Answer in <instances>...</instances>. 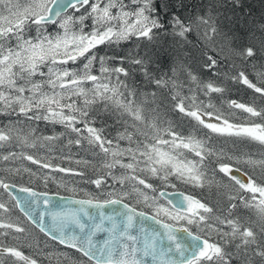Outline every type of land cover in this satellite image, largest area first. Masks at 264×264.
Wrapping results in <instances>:
<instances>
[{"label": "snow or ice", "instance_id": "snow-or-ice-1", "mask_svg": "<svg viewBox=\"0 0 264 264\" xmlns=\"http://www.w3.org/2000/svg\"><path fill=\"white\" fill-rule=\"evenodd\" d=\"M69 9L74 10L73 14H68ZM162 11L153 0H0V115L63 125L76 134V145L86 141L99 149L103 154L100 164L107 170L103 176L87 181L98 191H87L85 198L71 200L78 206L75 211H56L59 205L54 204L51 197L29 187H19V192L30 197L21 200L10 191L15 184L2 179L0 189L11 196L16 207L46 237L87 258L81 261L78 257L66 256L64 259L72 264H232L233 260L237 264H256V257L264 264V156L256 159L250 155H228L223 147L217 150L212 146L210 135L205 138L181 136L171 125L161 129L158 108L146 110L143 104L137 103L134 88L120 79L128 77L129 71L123 66L108 67L105 57L93 51L101 45L119 44L132 37L151 41L160 30L167 32V24L161 19ZM77 12L79 16L75 15ZM86 20L90 24L86 25ZM170 23L174 35L183 42L195 31L204 45H215L219 35L218 27L203 17L199 18L195 29V22L185 23L175 14ZM48 25L55 26V31H50ZM261 53H264V40L259 50L251 46L232 50L233 58L241 63ZM205 55L203 67L216 75L219 72L217 59L211 54ZM77 61L82 62L79 70L66 67ZM131 62L142 67L145 64L143 58H133ZM94 64H98V74L92 70ZM143 71L153 87V100L158 93L165 96L161 90L167 89L165 99L170 96L173 108L209 133L244 137L264 145V122L232 123L210 102L198 100L191 87L192 95H181L172 77H153L146 68ZM188 77L205 96L223 91L213 82L199 81L191 72ZM231 78L264 96V87L251 82L243 70ZM97 104L131 118L130 126L135 133L125 129L118 137L128 141L127 147L104 137L95 126L91 112ZM230 107L264 121V109L235 101L230 102ZM17 124L18 121L0 128V147L15 140L22 149L36 148L39 142L54 139L37 137L33 129L25 131ZM134 134L143 139L134 140ZM17 155L9 152L3 160ZM19 155L43 169L83 176L82 172L53 166L23 151ZM210 157L217 159L211 178L205 164ZM241 163L253 170L259 168L261 179L258 181L247 172L237 175L241 172ZM117 167L123 170L119 175L114 171ZM19 172L20 169H16V174ZM217 173L236 189L235 195L228 196L226 215H214L208 204L184 193H180L181 199L170 202L171 208L165 207L158 200L166 193L158 191L146 178L157 179L165 188L175 187L173 178L193 188H203L216 182ZM43 181L47 185V174ZM143 189L151 190L152 195ZM129 199L152 209V214L125 202ZM241 206L251 213L248 219L235 214ZM109 208L110 213L106 211ZM0 211L9 213L11 209L0 202ZM148 220L158 227L147 225ZM253 224L258 230H254ZM0 229L25 232L23 227L3 221H0ZM208 229L215 232L216 240L207 236ZM201 230L206 234L202 236ZM178 233L185 234V238L181 239ZM100 234L104 235L102 242L97 239ZM7 235V231L0 232V236ZM0 254H7L23 264H38L16 247L0 246Z\"/></svg>", "mask_w": 264, "mask_h": 264}, {"label": "trees", "instance_id": "trees-1", "mask_svg": "<svg viewBox=\"0 0 264 264\" xmlns=\"http://www.w3.org/2000/svg\"><path fill=\"white\" fill-rule=\"evenodd\" d=\"M153 4L163 9L161 19L165 20L167 24V32L160 30L159 35L151 41L145 38L137 39L136 37H132L128 41L119 44L101 45L93 51L98 56L105 57L108 67L123 66L129 71L128 77L121 76L120 79L125 81L130 88H134L137 92V103L143 104L146 110L151 107L158 108V126L161 129L171 125L175 132L185 137L192 134L198 138H205L206 135L211 134L207 129L196 124L191 118L184 116L173 108L170 96L165 99L168 93L167 89L161 90L165 96L158 93L155 100H153L151 96L153 87L148 84L147 78L144 75L143 69L145 68L153 77L165 76V78L172 77L175 79L181 95H192L189 92V88L191 87L198 100H202L205 103L210 102L216 111L224 114L226 117L229 116L231 110H235V108L230 107L231 101L253 106L258 110L261 109V103H264V96L254 92L253 89L248 88L243 83L233 80L231 77L237 71L243 70L251 82L257 86L264 87V78H262V74H264V53H261L258 57L251 58L249 62L245 63L235 60L232 56V50L236 48L251 46L256 50L260 49L261 41L264 40V0H153ZM164 5H167V7H164ZM73 12L74 10H71L69 15ZM173 14L185 23L195 22L193 23L194 29L200 17L209 19L219 29L215 45H204L203 42L198 40L199 34L195 31L188 34L187 42H183L181 38L175 36L173 33V27L170 23ZM46 27L49 30L55 28L52 25ZM203 28L204 26L201 25L200 30L203 31ZM206 53L213 55L218 61L219 72L216 75H213L211 71L203 67L204 60L207 58ZM120 58L124 59L121 60ZM133 58H143L145 60L143 67L132 63ZM81 63V61H77L75 65L70 63L66 67L79 70ZM233 65L235 66L233 67ZM92 70L98 74V64H94ZM189 72L196 75L199 81L215 83L223 91L205 96L203 90L198 88L197 84L189 79ZM113 83H115L114 76ZM88 86L90 87V85ZM185 102L187 103V101ZM91 115L94 117L95 126L101 129L102 135L108 139L124 143L118 137L121 133L125 132V129L128 132L135 133V129L130 126L132 124L131 118L126 115L121 116L115 109L109 108L105 110L102 104H97L93 106ZM240 115L239 119L236 115L227 118L232 123L245 125L243 121L246 114L241 112ZM17 121V127L23 128L25 131L31 128L37 137L52 136L54 139L39 142L36 148L22 149L15 140L0 147V179L5 180L7 183L32 187L39 192L44 191L64 196L71 194L75 197L85 198L84 194L88 190H84L82 185L88 186V179H96L107 172L106 169L102 168L100 159L98 160L94 156L96 152H99V149L88 145L86 141H83L79 146L76 145L74 143V140L77 138L76 134L67 130L63 125L46 123L44 121H27L24 117H17L15 115H0V128L10 126ZM253 121L264 122L259 117H253ZM212 135H210L212 137L211 144L217 150L226 146L229 154L244 155L243 151L235 146V143L218 145L215 139L216 134ZM165 138L169 137L165 136ZM69 141L73 142L70 143ZM243 145L247 153L249 150H252L253 155L257 153L259 157L264 156V147H257L255 144L251 145L250 143H244ZM252 146H255V149ZM21 151L25 154H31L37 159H42L43 162L50 163L53 166L82 172L83 176L43 169L39 165L32 164L30 161L23 159L21 156L10 158L8 161L3 160V156L8 155L9 152L18 153ZM224 152L228 154L226 151ZM209 159L213 162V168L208 169L207 172L213 173L217 159L215 157H210ZM240 168L249 174L245 168L242 166ZM16 169H20L18 174H16ZM24 169H28L29 171H24ZM257 172H250L249 175H252L259 181L261 175L260 171ZM45 174L48 176L47 185L43 181ZM215 181L211 185V192L209 191L208 195L203 196L200 194L197 197L212 207L214 212H221L226 215V207L229 200L225 196L226 193H224L223 186L220 189L219 184L221 182L217 180V176ZM229 185L231 186V182ZM72 186H76L73 187L76 189L75 192L70 190ZM89 186L94 192L95 186L92 184H89ZM178 187L180 188L170 187L167 189L174 191L182 190L189 193L183 187ZM0 197L7 201V205L11 209L9 213L0 211V215L1 213L4 214L0 220H9L7 216L14 215L21 220L24 229L31 231V236L26 234L19 236V239L24 238L29 240L30 237L37 236L44 243L51 244L50 247L55 252L63 253L65 255L63 257L71 255L73 258L78 257L81 261H86L85 257H82L79 253L51 241L46 236H43L34 226L26 224L21 217V213L13 207L12 198L3 189H0ZM212 197H218V199L212 200L210 203ZM235 214L241 216L242 214L244 216L251 215L249 210L243 207H240L239 211H236ZM252 219L255 220V217L253 216ZM252 226L254 230H258L255 224ZM0 232H2L1 229ZM2 239L0 237V241ZM21 239L20 243L11 240L5 247H18L19 250L28 256L30 251L26 248V245H23L24 243ZM255 262L256 264H260L259 257L255 258ZM45 263H48L47 259ZM232 264H237V262L233 260Z\"/></svg>", "mask_w": 264, "mask_h": 264}, {"label": "rangeland", "instance_id": "rangeland-1", "mask_svg": "<svg viewBox=\"0 0 264 264\" xmlns=\"http://www.w3.org/2000/svg\"><path fill=\"white\" fill-rule=\"evenodd\" d=\"M81 11H83V9H81ZM72 14H73V13H72ZM70 15H71V14H70ZM75 15H76V16H79L80 13L77 12V13H75ZM85 24H86V25L90 24V21L86 20V21H85ZM87 30H88V29L85 28V31H87ZM50 31H53V32H54V31H55V28H54L53 30H50ZM34 34H35V33H32V35H34ZM127 41H128V40H127ZM121 42H126V41H121ZM121 42H120V43H121ZM260 101H261V100H260ZM261 106H262L261 109H264V103H261ZM241 112H243L241 109L231 110L229 116L233 117L234 115H236L237 118L239 119V118L241 117V115H240ZM244 113H245V112H244ZM245 114H246V115L244 116V121H243V123H244L245 125H246V124H250V123L252 122V118H253V117H250L248 113H245ZM229 116H227V117H229ZM201 127H202V126H201ZM210 135L213 136L212 134H210ZM190 136H194V135L191 134ZM133 138H134V140H142V137H141V136H135V134H134V137H133ZM215 139H216V143H217L218 145H222V144H225V143H231V144H234V143H235V146L238 147L239 149H241V150L243 151L244 156H249V155H250V156H252L253 158H256V159H259L261 156L259 157V155H258L257 153H256V155H253L252 150H249L248 153H247V151H246V149L244 148V145H243V144H244V143H250L251 145H254V144H255V146H257V147H260V146L264 147V145H260L258 142L251 141L250 139H247V138H244V137H226V136H217V135H216ZM122 141H124V143H119V144L121 145V147H127V146H128V141H127V140H122ZM210 143H212V142L210 141ZM132 146L135 147V144H133ZM248 146H249V145H248ZM255 146H252L253 149H255ZM223 150L226 151V152L228 153V155H232V154H229V150L227 149L226 146L223 148ZM19 153H21V152H18V153H17V154H18V155H17L18 157L20 156ZM186 154L189 155V156H191L190 153H186ZM102 155H103L102 153H100V152H96L94 156H95L98 160H99V159L101 160ZM17 156H16V158H17ZM233 156H234V155H233ZM125 162H127V158H125ZM228 162H231V161H228ZM205 164H206V166H207V170L213 168V162H212V160L207 159V160L205 161ZM240 166H242L243 168H245V169L249 172V174H250V172L258 173L257 171H260L259 168L253 170L252 168L245 167L243 163H241V164L239 165V167H240ZM114 171H115V173H116L117 175H119L120 172H122L123 170L120 169L119 167H117ZM212 174H213V173H208L209 178L212 177ZM216 176H217V180L220 181L221 184H222V185L219 184V185H220V189H221V187L223 186V188H224V193H226L225 196H226L227 198H228V196H229L230 194H231V195H235V194H236V189L229 185L230 182L227 181L226 178H223V177H222V174H219V173H218V174H216ZM216 176H215V178H216ZM146 178H147V180H148L149 183H152V184L157 188V190L166 189V190L168 191L167 188H170V187L165 188V187L160 183V181H158V180L155 179V178H152V177H150V176H148V177H146ZM89 180H90V179H88V181H89ZM87 183H88V182H87ZM172 183L175 184V187H176V188H180V187H178V186H181V187H183V189L188 190V191H189V194L192 195V196H193V194L196 195V196H199L200 194H202L203 196H204V195L206 196V195L209 194V191L211 192V188H212V186H209V185H205V187H203V188H193L192 186H190V185H186V184H184V183H182V182H180V181H178V180H175L174 178L172 179ZM89 184H91V183H88V186L82 185V188H83L84 190H88V191L91 190ZM176 185H177V186H176ZM73 187H76V186H72V187L70 188V190L73 189ZM139 187H140V188H143V186H139ZM94 189H95V188H94ZM116 189H117V191H119V186H118V185L116 186ZM143 190H144L146 193H148L149 196L152 195L151 190H149V189H143ZM3 191H4V190H3ZM91 191H92V190H91ZM95 191H98V190L95 189L94 192H95ZM4 192H5V191H4ZM212 192H214V191H212ZM7 195L9 196V194H7ZM70 195H71V194H70ZM9 197L11 198V196H9ZM216 199H218V197H216V198L212 197V198L210 199V203H211L212 200L215 201ZM0 202H3V203H5V204H7V201L3 200V198H1V197H0ZM11 202H12L13 207L17 210V207H16L15 203L13 202V200H11ZM126 202L131 203L133 206L138 207L139 210H143V211H145V212H147V213L152 214V209L145 207L143 204H137L136 201L133 200V199L126 200ZM158 202L161 203V204H163L165 207L171 208V206H170V205H169L164 199H162V198H160V199L158 200ZM241 207H242V206H241ZM239 208H240V207H238V208L235 210V212H236V211H239ZM17 211H18V210H17ZM1 212H2V211H1ZM18 212H19V211H18ZM2 215H4V214L1 213V215H0V219H2V218H1ZM214 215H224V214H222L221 212H217V213L214 212ZM249 216H250V214H248L247 216H244V214H242V217H243L244 219H248ZM21 217L23 218V220H24V222H25L26 224H29V222L27 223V220L22 216V214H21ZM7 219H9V220H0V221H3V222H11V223L17 224V225H19V226L22 227L21 220L18 219V218H16V216H14V215H9V216H7ZM166 222H171V221H166ZM213 222H214V220H213V221H210V223H213ZM29 225H30V224H29ZM1 230H2V232H3V231H4V232H5V231L9 232V235H7V236H0V237L3 238V239L0 241V243H2V245H0V246H3V247L7 246V244L10 243L11 240H13V241L15 240L17 243H20V242H21V241H20L21 238L19 239V236L26 235V234H29V235H30V232H31V231L26 230V229H25V232H24V233H16V232H14V231H12V230H5V229H1ZM200 234H201V235H205L206 233H205L204 230H201V231H200ZM30 236H31V235H30ZM207 236H209L212 240H216V239H217L215 232L211 231L210 229L207 230ZM21 240H22L23 243H24L23 245H26V248L30 251V254H29L28 256H29L30 258L36 259L37 262H38V264H48V263H50V264H72L71 261H68V260H65V259H64L65 257H63V256H65V255H64L63 253L55 252V251L50 247L51 244H46V243H44V242L41 241V239H39L37 236H32V237L29 238V240L24 239V238H22ZM17 248H18V247H17ZM68 257H72V256L70 255V256H68ZM46 259H47V262H48V263H45ZM56 262H57V263H56ZM0 264H23V262H22V261H17V260H15V258H13V257H11V256H8L7 254H0Z\"/></svg>", "mask_w": 264, "mask_h": 264}, {"label": "water", "instance_id": "water-1", "mask_svg": "<svg viewBox=\"0 0 264 264\" xmlns=\"http://www.w3.org/2000/svg\"><path fill=\"white\" fill-rule=\"evenodd\" d=\"M237 175H243L242 172L240 173H237ZM19 187L15 186V187H12L10 188V191L12 193V195L14 196H17L19 197L21 200H27V199H30V197H28V195L26 193H21L18 191ZM33 190V189H32ZM35 191V190H33ZM164 191V190H163ZM166 193V195L163 197L167 202H175L179 199H181L182 197L180 196V193H177V192H173V191H164ZM39 193V192H38ZM47 194V193H46ZM49 197L52 198V201L54 204H57L59 205V207H57L55 210L56 211H75L78 206L77 205H74L71 203V200H74L75 198H71V197H61L59 195H50V194H47ZM77 199H80V198H77ZM171 204V203H170ZM172 206V205H171ZM41 207V210L43 209V205L40 206ZM20 211L21 209L18 208ZM107 212H111L112 209L109 208L106 210ZM22 212V211H21ZM23 213V212H22ZM24 214V213H23ZM107 224V222H105ZM147 225H150L151 227H158L157 225H155L151 220H148L145 222ZM31 224L33 226H35L34 223L31 222ZM36 227V226H35ZM37 228V227H36ZM38 229V228H37ZM39 230V229H38ZM178 235L181 237V239H184L185 238V234L183 233H178ZM104 238V235L103 234H100L98 235L97 239L100 240L102 242ZM63 246V245H62ZM64 247V246H63ZM66 248V247H65ZM68 249V248H67ZM73 250V249H72ZM75 251V250H74Z\"/></svg>", "mask_w": 264, "mask_h": 264}, {"label": "bare ground", "instance_id": "bare-ground-1", "mask_svg": "<svg viewBox=\"0 0 264 264\" xmlns=\"http://www.w3.org/2000/svg\"><path fill=\"white\" fill-rule=\"evenodd\" d=\"M72 9H69L68 10V14H69V12L71 11ZM241 172L242 173H244V171L241 169ZM10 185L11 184H13V183H10V182H8ZM15 186H17V185H15ZM17 187H21V186H17ZM31 189H33V190H35L36 192H39V191H37L36 189H34V188H32L31 187ZM165 191L166 189H162V190H158V191ZM167 191V190H166ZM168 191H173V192H177V193H184L185 195H190L189 193H187V192H185V191H174V190H168ZM6 194H8L7 192H5ZM39 193H41V192H39ZM43 193H47V194H50V195H59V196H61V197H65L64 195H60V194H56V193H54V194H51V193H48V192H44L43 191ZM193 196L195 197V198H197V199H200L199 197H197L196 195H194L193 194ZM66 197H71V198H75V199H77V198H80V199H83L82 197H75V196H72V195H66ZM162 199H164V198H162ZM165 200V199H164ZM166 201V200H165ZM13 202L15 203V205H16V202L13 200ZM126 202V201H125ZM167 202V201H166ZM170 206H171V204L169 203V202H167ZM172 207V206H171ZM17 210L19 211V213H21L22 214V216H24L25 218H26V220L29 222V224L31 225V226H33L32 224H31V221L18 209V207H17ZM149 215H151L150 213H148ZM35 227V226H34ZM36 228V227H35ZM37 229V228H36ZM38 230V229H37ZM39 231V230H38ZM40 232V231H39ZM41 233V232H40ZM43 236H45L43 233H41ZM203 236V235H202ZM48 238V237H47ZM51 240V239H50ZM51 241H53V240H51ZM53 242H55V243H57L56 241H53ZM60 245V244H59ZM72 250V249H71ZM74 251V250H73ZM85 259H87V258H85Z\"/></svg>", "mask_w": 264, "mask_h": 264}]
</instances>
